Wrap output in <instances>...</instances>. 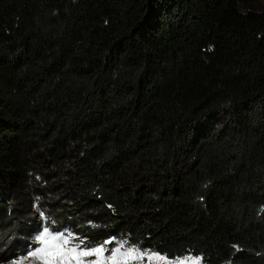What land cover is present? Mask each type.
Masks as SVG:
<instances>
[{
  "label": "trees",
  "instance_id": "1",
  "mask_svg": "<svg viewBox=\"0 0 264 264\" xmlns=\"http://www.w3.org/2000/svg\"><path fill=\"white\" fill-rule=\"evenodd\" d=\"M42 225L264 264V0H0V264Z\"/></svg>",
  "mask_w": 264,
  "mask_h": 264
},
{
  "label": "snow or ice",
  "instance_id": "2",
  "mask_svg": "<svg viewBox=\"0 0 264 264\" xmlns=\"http://www.w3.org/2000/svg\"><path fill=\"white\" fill-rule=\"evenodd\" d=\"M40 215L43 222L45 213ZM33 241L36 247L12 264H25L28 260L33 264H169L164 255L129 245L126 240L110 249L107 245L114 243L112 239L88 247L86 238L70 230L53 232L49 226L42 225ZM177 264H200V258L180 259Z\"/></svg>",
  "mask_w": 264,
  "mask_h": 264
},
{
  "label": "rangeland",
  "instance_id": "3",
  "mask_svg": "<svg viewBox=\"0 0 264 264\" xmlns=\"http://www.w3.org/2000/svg\"><path fill=\"white\" fill-rule=\"evenodd\" d=\"M261 3H258V4H256V8H261ZM110 240V239H109ZM112 240H114V243L113 244H108L107 245V247L110 249V248H112V247H114V246H116L117 244H119L120 242H122V241H118V240H115V239H112ZM107 241V240H106ZM32 242H34L33 240H32ZM35 247H36V244H35ZM20 257H18V258H11L10 260H8L7 262H3V263H1V264H12V261H14V260H16V259H19ZM187 258H197L196 256H193V255H186V256H184V257H181V258H175V259H168V261H169V264H177V262L180 260V259H187ZM25 264H33V262L31 261V260H28V261H26L25 262ZM200 264H203L202 262H201V259H200Z\"/></svg>",
  "mask_w": 264,
  "mask_h": 264
}]
</instances>
